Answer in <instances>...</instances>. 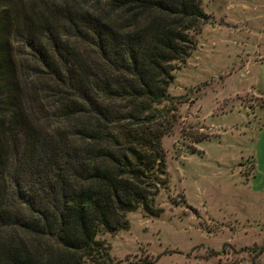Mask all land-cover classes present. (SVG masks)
Listing matches in <instances>:
<instances>
[{"label":"trees","instance_id":"obj_1","mask_svg":"<svg viewBox=\"0 0 264 264\" xmlns=\"http://www.w3.org/2000/svg\"><path fill=\"white\" fill-rule=\"evenodd\" d=\"M206 20L198 0H0V264H112L95 236L155 213L166 91Z\"/></svg>","mask_w":264,"mask_h":264},{"label":"rangeland","instance_id":"obj_2","mask_svg":"<svg viewBox=\"0 0 264 264\" xmlns=\"http://www.w3.org/2000/svg\"><path fill=\"white\" fill-rule=\"evenodd\" d=\"M198 1L207 20L166 91L155 213L95 236L112 264H264V0Z\"/></svg>","mask_w":264,"mask_h":264}]
</instances>
